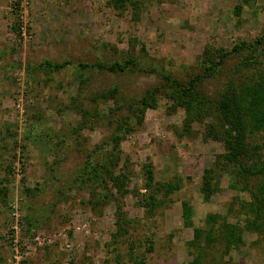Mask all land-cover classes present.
<instances>
[{"label":"rangeland","instance_id":"374dc122","mask_svg":"<svg viewBox=\"0 0 264 264\" xmlns=\"http://www.w3.org/2000/svg\"><path fill=\"white\" fill-rule=\"evenodd\" d=\"M111 1L0 0V264H264V230L246 227L262 180L235 178L223 143L205 138L210 124L222 129V94L262 78L264 55L246 64L264 52V0H136L124 9ZM208 48L232 54L202 79L205 116L186 123L185 108L160 90L139 123L132 106L164 87L162 75L185 82L217 60ZM127 56L138 70L95 67ZM47 61L69 65L50 71ZM113 88L114 99L101 97ZM260 96L244 97L243 118L253 113L246 104H264ZM90 163L125 174L127 193L104 171L88 179ZM225 224L235 227L231 246Z\"/></svg>","mask_w":264,"mask_h":264},{"label":"trees","instance_id":"16d2710c","mask_svg":"<svg viewBox=\"0 0 264 264\" xmlns=\"http://www.w3.org/2000/svg\"><path fill=\"white\" fill-rule=\"evenodd\" d=\"M128 2L133 8H136V0H112L111 4L115 9H124ZM13 31L17 36H20V28L13 27ZM262 43L261 40L257 42ZM246 44L242 45L244 47ZM240 49V46L233 47V53L237 52ZM217 55V60L215 58H208L209 55ZM232 54L230 51H224L222 49H212L208 48L205 51L207 55V64L208 66L204 67L201 72L196 74L194 77L184 81H180L176 78H172L169 75H162L164 81V87L159 89H151L145 92V95L136 103V107L133 105L131 110L132 113H136L138 116V122L140 123L144 112L149 108L156 107V97L155 94L161 90L167 94V98L173 103L174 108L183 107L186 110L187 118L186 123L191 122L193 119L200 120L202 116H205L207 111V106L209 102L206 98L200 97L199 86L201 85L202 79L209 78L213 75L218 69L221 68L224 60L227 56ZM264 55V52L252 56L249 64H246V67L256 66L261 64V57ZM206 60V59H205ZM69 65L68 62L62 63H52L45 62L42 67L50 71H59ZM138 61L136 57L127 56L122 62L113 61L112 63L106 64H96L97 69L105 70L109 73H121L126 70H138ZM81 70L90 67L88 64H79ZM259 76L262 77L255 86L245 87V88H229V91L226 90L221 99L218 101L222 108V129H218L215 124H210L208 126L205 138L211 137L213 139L219 140L223 143L225 154L220 156L224 159V162L232 165L235 170V178L241 180L250 181V177L256 176L257 179H261L262 182L258 185H255L252 192V199L255 204V213L251 219L246 220V227L248 229L262 232L264 230V153L260 152L264 148V140L261 141L262 136L259 134L260 130L264 129V104H260L256 108V104H246L247 107H250L253 110L251 115L244 117V114L241 116L239 107L242 102H245V96L257 93L260 94V98L264 99V73H259ZM164 90V91H162ZM111 93V95H109ZM118 95V89L113 88L108 92H103L101 97L103 98H113ZM86 115V114H85ZM125 127L127 126L126 124ZM227 125V127H226ZM123 127V126H122ZM121 127V128H122ZM121 131V130H120ZM111 143H113V151L118 150L121 137L118 134H115L111 137ZM111 156L110 153L107 154V157L111 159L115 158L119 161L120 156L116 155ZM105 161V160H104ZM106 164V162H104ZM114 162L111 164L113 165ZM116 164V163H115ZM114 164V165H115ZM146 170V177L149 182L153 180V172L150 164L144 165ZM86 175L90 177L88 179H93L92 177H100L99 172L104 171L108 173L107 181H111L115 189L119 191L120 194H125L127 191L124 189L125 185V174H118L114 176L104 164L90 163L87 166ZM211 173L212 170L204 171V184L202 185L201 191L206 195L213 193L214 187L211 183ZM105 183L104 179L102 180ZM183 215L186 219L190 218V208L183 204ZM225 231L227 232L226 243L231 246L232 242L237 241L236 233L233 232L235 227L229 224H225ZM195 240L199 239L201 236V230L195 228L193 230ZM205 239L213 241L214 238L207 236ZM228 247V246H227ZM229 248V247H228Z\"/></svg>","mask_w":264,"mask_h":264}]
</instances>
